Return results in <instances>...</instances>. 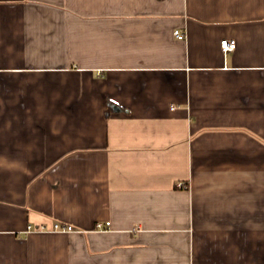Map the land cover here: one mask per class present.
Segmentation results:
<instances>
[{
	"label": "crops",
	"instance_id": "obj_1",
	"mask_svg": "<svg viewBox=\"0 0 264 264\" xmlns=\"http://www.w3.org/2000/svg\"><path fill=\"white\" fill-rule=\"evenodd\" d=\"M0 264H264V0H0Z\"/></svg>",
	"mask_w": 264,
	"mask_h": 264
},
{
	"label": "built area",
	"instance_id": "obj_2",
	"mask_svg": "<svg viewBox=\"0 0 264 264\" xmlns=\"http://www.w3.org/2000/svg\"><path fill=\"white\" fill-rule=\"evenodd\" d=\"M174 34L177 38L179 39H184L185 38V33H183L181 30L176 29L174 31ZM237 46L236 40L235 39H224L221 41V47L223 50H234ZM111 222L106 221V222H96L95 228L99 231H105L110 229ZM54 231H62V232H71L74 230V227L70 224H65V223H55L53 227L51 228ZM40 230H48L47 226H41Z\"/></svg>",
	"mask_w": 264,
	"mask_h": 264
},
{
	"label": "trees",
	"instance_id": "obj_3",
	"mask_svg": "<svg viewBox=\"0 0 264 264\" xmlns=\"http://www.w3.org/2000/svg\"><path fill=\"white\" fill-rule=\"evenodd\" d=\"M113 107L112 103H109L108 110L106 111V115L109 116L111 114V109Z\"/></svg>",
	"mask_w": 264,
	"mask_h": 264
}]
</instances>
